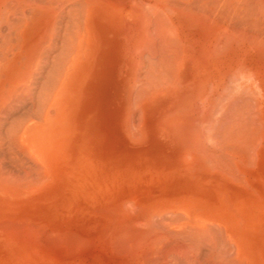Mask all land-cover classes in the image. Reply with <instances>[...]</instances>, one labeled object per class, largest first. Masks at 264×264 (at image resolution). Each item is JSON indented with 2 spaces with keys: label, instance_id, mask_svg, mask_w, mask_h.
<instances>
[{
  "label": "bare ground",
  "instance_id": "obj_1",
  "mask_svg": "<svg viewBox=\"0 0 264 264\" xmlns=\"http://www.w3.org/2000/svg\"><path fill=\"white\" fill-rule=\"evenodd\" d=\"M103 70L174 149L59 151ZM0 264H264V0H0Z\"/></svg>",
  "mask_w": 264,
  "mask_h": 264
},
{
  "label": "rangeland",
  "instance_id": "obj_2",
  "mask_svg": "<svg viewBox=\"0 0 264 264\" xmlns=\"http://www.w3.org/2000/svg\"><path fill=\"white\" fill-rule=\"evenodd\" d=\"M104 60L105 58L103 57L102 63ZM120 65L117 72L121 73V78H124L127 76L126 71L129 66L124 65L123 62H120ZM106 70L109 72V69L106 68ZM108 72L103 70L89 74L83 81L80 80L82 82L74 89L68 133L69 139L67 143L64 142L62 144L59 151L69 155L77 153H93L95 155L116 153V155H124L127 153H158L160 152V147L164 145L166 151L172 150L170 146L174 149L176 143H173V140H171L173 144L169 141V139H172V136L170 137L171 133L165 130L161 133L153 125L154 122L161 121L154 111L156 107H152V110L149 107L147 111L151 121L148 128V133H150L148 138L150 141L142 144L138 143V145H133L128 141L130 139V129H133V132L136 130L133 128L135 126L131 127L130 122L134 119L132 123L135 125V122H137V125L140 123V119L138 118L139 112L136 109L137 112L133 110L131 114L132 111L128 110V104L125 100L120 105L115 102L117 95L114 96L115 89L113 88H115L114 81L116 79L112 78L111 75L113 73ZM121 90L120 94L123 93ZM132 115L138 116L133 118ZM129 120L131 121L129 122ZM127 126L130 127L129 130ZM167 142H170L169 146Z\"/></svg>",
  "mask_w": 264,
  "mask_h": 264
}]
</instances>
